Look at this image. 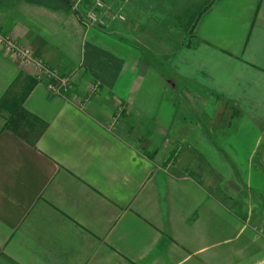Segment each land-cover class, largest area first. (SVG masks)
Returning a JSON list of instances; mask_svg holds the SVG:
<instances>
[{
  "label": "crops",
  "instance_id": "obj_1",
  "mask_svg": "<svg viewBox=\"0 0 264 264\" xmlns=\"http://www.w3.org/2000/svg\"><path fill=\"white\" fill-rule=\"evenodd\" d=\"M122 5L85 26L0 0V30L74 81L0 46V264H264V0ZM29 87L35 140L5 126Z\"/></svg>",
  "mask_w": 264,
  "mask_h": 264
},
{
  "label": "built area",
  "instance_id": "obj_2",
  "mask_svg": "<svg viewBox=\"0 0 264 264\" xmlns=\"http://www.w3.org/2000/svg\"><path fill=\"white\" fill-rule=\"evenodd\" d=\"M128 0H68L72 6V10L82 25L93 26L105 24L107 18L125 19L123 13V3ZM0 46L5 54L17 57L20 65L29 69L32 77L36 80L44 81L48 89L57 94H64L74 86L72 73H61L58 68L51 66L47 60L37 53L30 43L17 42L13 36L0 30ZM93 88V87H91ZM124 106L118 104L117 111L113 114L112 120L107 125L112 128L120 114L123 112Z\"/></svg>",
  "mask_w": 264,
  "mask_h": 264
},
{
  "label": "trees",
  "instance_id": "obj_3",
  "mask_svg": "<svg viewBox=\"0 0 264 264\" xmlns=\"http://www.w3.org/2000/svg\"><path fill=\"white\" fill-rule=\"evenodd\" d=\"M30 88L25 89L20 96L14 97L6 103L10 115L5 120V126L8 130L21 135V137H34L35 140L46 127V122L35 115L33 116L31 112L22 106V102Z\"/></svg>",
  "mask_w": 264,
  "mask_h": 264
}]
</instances>
